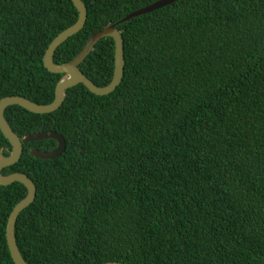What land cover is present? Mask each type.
Segmentation results:
<instances>
[{"label": "trees", "instance_id": "16d2710c", "mask_svg": "<svg viewBox=\"0 0 264 264\" xmlns=\"http://www.w3.org/2000/svg\"><path fill=\"white\" fill-rule=\"evenodd\" d=\"M85 26L55 52L71 61L96 31L157 0H83ZM79 17L73 0H0V100L55 99L62 74L44 54ZM125 74L113 92L84 84L49 113L8 106L24 142L3 169L37 186L16 223L28 264H264V0H177L117 24ZM97 85L115 69V40L100 39L80 64ZM0 149L12 145L0 128ZM28 193L0 185V264H16L9 216Z\"/></svg>", "mask_w": 264, "mask_h": 264}, {"label": "water", "instance_id": "95a60500", "mask_svg": "<svg viewBox=\"0 0 264 264\" xmlns=\"http://www.w3.org/2000/svg\"><path fill=\"white\" fill-rule=\"evenodd\" d=\"M177 0H157L149 5L141 7L139 9L131 11L116 24H110L106 27L96 31L88 39L83 49L78 55L71 61L64 63H57L54 60V55L58 47L64 43L69 37L78 33L86 24L88 18V8L83 0H73L75 6L79 11L78 20L70 27L66 28L60 34H58L49 44L44 54L45 66L54 73L62 74L56 86L55 99L50 103H38L29 98L21 95H9L0 100V128L4 135L8 138L12 145V149L9 155H5L3 149H0V185H9L14 182L23 183L28 189L27 195L20 200L10 213L8 227H7V240L12 254V257L16 264H28L26 259L17 243L16 238V223L21 212L30 206L37 195V186L33 179L23 172H12L4 174L2 171L5 167L11 166L17 163L24 151V142L37 141L42 139L52 138L58 141L57 147L51 150H42L38 148H32L31 154L43 159H53L58 157L67 148V142L65 137L56 130H43L35 133H30L20 137L8 122L5 116V110L11 105H20L25 109L35 113H49L57 110L63 104L67 96V90L78 84H84L89 90L98 95H106L114 90L121 84L125 74V48L124 37L117 27V24L129 21L134 17L152 12L160 7L173 3ZM111 36L115 40V69L112 80L106 85H97L93 82L80 68V64L86 59V57L92 52L97 42L103 37ZM100 264H126L121 261H105Z\"/></svg>", "mask_w": 264, "mask_h": 264}]
</instances>
